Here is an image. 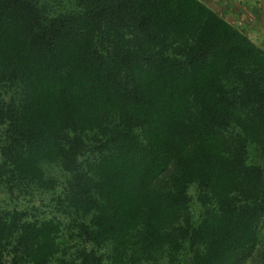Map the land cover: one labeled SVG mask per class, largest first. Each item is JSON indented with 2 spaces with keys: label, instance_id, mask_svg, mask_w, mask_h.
<instances>
[{
  "label": "trees",
  "instance_id": "obj_1",
  "mask_svg": "<svg viewBox=\"0 0 264 264\" xmlns=\"http://www.w3.org/2000/svg\"><path fill=\"white\" fill-rule=\"evenodd\" d=\"M0 264H264V46L204 0H0Z\"/></svg>",
  "mask_w": 264,
  "mask_h": 264
},
{
  "label": "crops",
  "instance_id": "obj_2",
  "mask_svg": "<svg viewBox=\"0 0 264 264\" xmlns=\"http://www.w3.org/2000/svg\"><path fill=\"white\" fill-rule=\"evenodd\" d=\"M211 5L219 14L223 15L228 21L238 24H249L247 20L251 17V21H256L259 28L264 30V0L254 3L257 0H204ZM221 10V11H220ZM251 23V22H250ZM249 35V33H247ZM250 36V35H249Z\"/></svg>",
  "mask_w": 264,
  "mask_h": 264
},
{
  "label": "rangeland",
  "instance_id": "obj_3",
  "mask_svg": "<svg viewBox=\"0 0 264 264\" xmlns=\"http://www.w3.org/2000/svg\"><path fill=\"white\" fill-rule=\"evenodd\" d=\"M259 1H261V0H257L254 3V6H256L257 2H259ZM261 18L264 21V16H262ZM247 22H249V24H245V25L238 24V23H235V24L239 25L242 29H244L246 33H249L250 38L252 40H254V42L264 46V30H262V27H260V29H258L259 28V25H258V27L256 28L257 22L256 21H251V17L247 20Z\"/></svg>",
  "mask_w": 264,
  "mask_h": 264
}]
</instances>
